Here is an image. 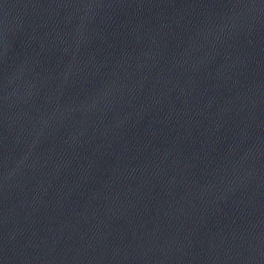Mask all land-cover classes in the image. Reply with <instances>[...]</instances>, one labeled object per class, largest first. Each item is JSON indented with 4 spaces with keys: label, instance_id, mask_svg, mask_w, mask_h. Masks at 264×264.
<instances>
[{
    "label": "water",
    "instance_id": "water-1",
    "mask_svg": "<svg viewBox=\"0 0 264 264\" xmlns=\"http://www.w3.org/2000/svg\"><path fill=\"white\" fill-rule=\"evenodd\" d=\"M0 264H264V0H0Z\"/></svg>",
    "mask_w": 264,
    "mask_h": 264
}]
</instances>
